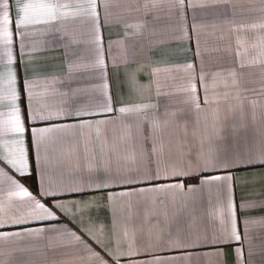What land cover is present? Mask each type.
<instances>
[{"label": "snow or ice", "instance_id": "6c2138e0", "mask_svg": "<svg viewBox=\"0 0 264 264\" xmlns=\"http://www.w3.org/2000/svg\"><path fill=\"white\" fill-rule=\"evenodd\" d=\"M206 6L204 0H168L170 11L180 22L176 29L177 39L191 41L197 29L194 9ZM211 6L217 8L216 14L225 20L230 14L235 15V6L230 0H211ZM144 7L155 8L157 3L146 0ZM189 10H193L190 24ZM252 10L260 13L258 21L235 27L258 30L260 55L264 57V0L254 5ZM115 23L108 0H0V179L8 188L6 202L0 207V242L50 233L66 235L83 244L95 257L96 264H176L174 257L161 253L186 247H214L215 255L221 257L220 246L228 247L235 242L236 264H253L250 218L243 217V232L239 230L240 212L250 208L252 202L241 199L237 204L235 187L264 180V171L241 173L249 167L264 168V122L251 138L241 134L245 127L243 123L234 124L230 133L221 135L218 132L219 144H210L186 163L172 165L169 170L160 157L155 156L154 134L161 123L166 124L177 113L169 111L167 103L137 101L132 97L133 92L151 87L159 69L152 72L153 79L147 84H140L136 79L139 69L129 72L126 68L129 93L113 95L109 91L111 76L119 75L118 64L126 63L124 41L139 34V31L130 29L142 27V22L125 23L123 38L113 40ZM37 34L41 39H34ZM45 47L63 48L62 59L32 55L38 48ZM114 47L121 50L119 61L113 53ZM187 51L191 48L167 49L161 52L160 57L166 60ZM199 57L197 45L192 61L186 59L182 65L187 82L180 89L184 93L182 102L197 116L217 100L216 96L209 94L208 73L202 67L197 71L196 59ZM109 60L113 68L111 73ZM260 62L264 64V59ZM239 67L242 69L246 65L240 61ZM56 72L61 73L73 87L63 92L50 89V84L62 82L61 76L54 74ZM239 74L236 68L212 73V84L214 86L218 80L227 83L226 77L236 84ZM38 88L43 91H37ZM261 90L264 92V85ZM49 92L66 100L60 107L53 108L42 102V97ZM161 95L169 93L160 91L158 87L157 96ZM251 103L255 117L257 102ZM161 107L164 108L163 113L160 112ZM240 107L242 110L243 106ZM260 107L264 108V105ZM110 120H119L129 130L135 128L144 145L142 167L134 171L117 169L113 172L104 165L102 158L99 165L90 158L83 169L78 167L66 176L55 157L54 145L64 139L65 133L86 128H95L99 139L100 126ZM228 136H231V143ZM180 177L184 179L180 180ZM213 185L218 190L215 210L219 220L218 233L201 231L195 226L193 217L187 228L177 227L175 237L170 235L166 246L140 248L130 243L127 248H121L118 242L113 246L115 205L118 202L133 195L163 191L178 192L186 200L194 199L197 193ZM117 188L125 190H113ZM87 192L99 195L87 199H65L72 193L83 195ZM14 197L25 200L27 212L9 213ZM81 206L112 210L111 228L101 224L97 229L100 222L95 217L78 216ZM64 218L68 222L59 223ZM261 221L264 222V217ZM245 244L249 245L247 259ZM97 248L105 255H101ZM0 264H11V261H0ZM220 264H225V261L221 259Z\"/></svg>", "mask_w": 264, "mask_h": 264}, {"label": "crops", "instance_id": "0c3cea01", "mask_svg": "<svg viewBox=\"0 0 264 264\" xmlns=\"http://www.w3.org/2000/svg\"><path fill=\"white\" fill-rule=\"evenodd\" d=\"M110 12L116 23L113 25V40L123 38V25L125 23L142 22V27L130 29L139 31L138 35L129 36L125 41V62L118 64L119 75H112L109 91L115 95L118 92L127 95L130 86L125 80V69L129 72L136 71V79L140 84H147L153 79L152 72L156 69L154 82L150 88H142L132 93L133 99L139 101H160L161 105L167 103L169 111H175L177 116L168 122L161 123L154 134L155 156L160 157L163 165L169 170L172 165L179 166L186 163L201 150H206L210 144H219L217 133L221 135L230 133L232 126L243 123L242 135L251 138L255 130L264 122V59L260 55V39L258 30L237 29L236 25H248L258 21L260 13L253 11L254 5L260 0H230L235 6V15H229L227 20L218 16L217 8L211 6V0H204L207 5L194 9L196 13V32L192 34L191 41L177 39V21L168 7V0H155L157 7L145 9L146 0H108ZM151 3V0H147ZM193 10H189L188 22L191 21ZM34 39H41L37 34ZM47 39V37H45ZM199 47L200 57L196 59L197 71L202 67L208 73L206 80L209 83L210 96H216L215 103L202 111L198 116L191 108L184 104V93L180 91L187 82V75L182 65L187 59L191 62L193 54ZM191 48L181 55L169 56L161 60V52L167 49ZM239 50V56L237 51ZM63 48H38L32 55L36 57L53 56L62 59ZM113 53L117 60H121V50L114 47ZM27 59V56L25 57ZM240 61L246 67L240 68ZM43 63V61H40ZM52 63V61H49ZM110 73L113 72L111 60L108 62ZM229 68L239 71L238 83L232 84L231 78L226 77L227 83L217 81L213 86L212 73L222 72ZM67 71L65 67V72ZM62 82L52 83L50 89L60 92L73 87L61 73ZM169 95L157 96V89ZM37 91H43L38 88ZM201 96L203 89L200 90ZM66 100L57 94H48L42 97V102L55 108L60 107ZM252 101L257 102L255 117L253 116ZM243 106L241 110L240 106ZM164 108H160L163 113ZM71 122V121H68ZM231 143V136H228ZM144 145L142 140L131 130L123 127L119 120H110L100 126L99 139L95 128L76 130L64 134V139L54 145V153L59 167L65 175L72 174L77 168L83 169L90 158H94L97 165L101 158L104 165L111 171L137 170L144 163ZM264 171L260 166L249 167L241 173ZM241 173H238L241 174ZM183 180V177L179 178ZM163 182V181H158ZM172 182H176L173 180ZM29 186V185H26ZM31 187V186H29ZM120 191L125 189H113ZM7 185L0 179V207L6 202ZM99 193L87 192L83 195L72 193L65 199H87ZM218 190L213 186L206 187L197 193L195 198L187 200L178 192H146L125 198L115 205V230L112 244L117 242L121 248H127L131 243L143 248L148 245H165L169 236L175 237L178 226L187 228L195 217V226L201 231L211 234L218 233L219 220L215 216L218 206ZM252 202V206L240 212L241 220L239 230L243 232V217L250 218L249 236L253 255V264H264V180H257L235 187V201ZM27 204L23 198L14 197L11 212H27ZM62 215V214H61ZM77 215H91L101 224L111 228L113 212L107 207L97 210L95 207L88 209L81 206ZM67 218L59 223H67ZM127 233V235L125 234ZM99 235V231L97 232ZM235 242L228 247L220 246L223 255L217 257L214 247L181 248L173 249L161 255L176 259V264H236L234 255ZM245 244V258L247 249ZM101 255H105L99 248ZM210 253V254H205ZM107 258V257H105ZM144 258V257H141ZM9 260L11 264H96V259L83 244L66 235L56 233L45 234L41 237L24 236L8 242H0V261Z\"/></svg>", "mask_w": 264, "mask_h": 264}]
</instances>
